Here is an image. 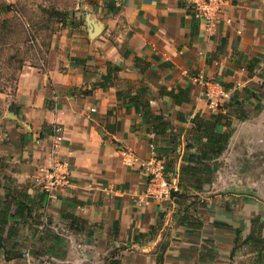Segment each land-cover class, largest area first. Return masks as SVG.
Segmentation results:
<instances>
[{"label":"crops","instance_id":"1","mask_svg":"<svg viewBox=\"0 0 264 264\" xmlns=\"http://www.w3.org/2000/svg\"><path fill=\"white\" fill-rule=\"evenodd\" d=\"M201 1L75 0L41 64L0 89V264H35L61 230L78 252L56 264H264V0H220L209 29ZM152 158L180 182L164 201L139 200ZM59 160L71 183L51 198Z\"/></svg>","mask_w":264,"mask_h":264},{"label":"rangeland","instance_id":"2","mask_svg":"<svg viewBox=\"0 0 264 264\" xmlns=\"http://www.w3.org/2000/svg\"><path fill=\"white\" fill-rule=\"evenodd\" d=\"M74 2L75 0H19L14 6L15 12L8 17L10 19L4 23L0 19L1 90L13 91L15 81L24 64H41V59L45 58V50L50 45L51 35L58 25V15L55 10H66L68 13L70 11L73 13L74 10L70 8ZM54 234L62 237V240L52 246L53 241L45 238L44 247L36 245L35 250L39 249V251L35 252V264H56L49 258L52 249L62 250L64 256L68 250L71 256L69 263H74L72 258H75L73 256L78 250L68 242L71 231L61 230ZM75 241H79L77 236L72 242ZM46 246L47 250H45Z\"/></svg>","mask_w":264,"mask_h":264},{"label":"built area","instance_id":"3","mask_svg":"<svg viewBox=\"0 0 264 264\" xmlns=\"http://www.w3.org/2000/svg\"><path fill=\"white\" fill-rule=\"evenodd\" d=\"M220 0H202L194 6L195 16L203 17L206 28H210L215 20V14L218 10ZM206 84V82H205ZM208 85V82H207ZM211 99V103H222L229 97L228 91H225L219 82H214L213 87L206 90ZM53 134L56 140L61 139L62 129L60 126L53 127ZM128 154V152H123ZM130 156V155H129ZM141 168L146 173L147 182L143 194L139 195V200H145V197H151L154 200L164 201L172 196V193L181 190L179 182L165 171V164L159 158H152L141 163ZM69 163L65 160H59L45 169L40 178V185L47 193L48 197L54 198L56 191L67 187L71 183ZM23 256L30 259V254L24 252Z\"/></svg>","mask_w":264,"mask_h":264},{"label":"trees","instance_id":"4","mask_svg":"<svg viewBox=\"0 0 264 264\" xmlns=\"http://www.w3.org/2000/svg\"><path fill=\"white\" fill-rule=\"evenodd\" d=\"M13 9V6L12 5H7L5 7L4 10L6 11H9V10H12ZM55 13H57L58 15V21L61 22L62 26L66 25L67 22H66V18L68 17V12L66 10H55ZM10 18H2V21L3 23L8 21ZM118 68H115V70H117ZM102 87H105V84H102V81L99 83ZM227 133L225 135H222L221 138H223L221 140V143L222 145L218 148L217 152H220L222 149H223V146L224 144L226 143V139H227ZM179 185H180V182H179ZM180 192V191H179ZM178 191L177 192H174L172 193V196L173 195H176L177 193H179ZM18 208L23 210L22 208V202H19L17 204ZM29 208H27L28 210ZM6 222L5 219H1L0 220V225H3L4 223ZM46 239H51L52 242V246L54 245H57L55 243H57L58 241L62 240V237L56 235V234H48ZM3 249L5 251V257L6 259H10V258H14V257H18V256H21V252H15V247L14 246H9L8 244L4 243L3 245ZM47 246H46V249L47 250ZM57 250V251H56ZM39 251V249L35 250V252ZM40 253V252H39ZM51 255L55 256V257H58V258H62L64 257V254L62 252V250H58V249H52V251L50 252ZM108 264H119V260L116 259V258H111L108 262Z\"/></svg>","mask_w":264,"mask_h":264}]
</instances>
